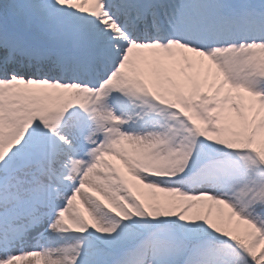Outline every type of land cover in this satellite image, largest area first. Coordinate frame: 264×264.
Here are the masks:
<instances>
[{
    "label": "snow or ice",
    "instance_id": "snow-or-ice-1",
    "mask_svg": "<svg viewBox=\"0 0 264 264\" xmlns=\"http://www.w3.org/2000/svg\"><path fill=\"white\" fill-rule=\"evenodd\" d=\"M0 264H264V0H0Z\"/></svg>",
    "mask_w": 264,
    "mask_h": 264
},
{
    "label": "rangeland",
    "instance_id": "rangeland-1",
    "mask_svg": "<svg viewBox=\"0 0 264 264\" xmlns=\"http://www.w3.org/2000/svg\"><path fill=\"white\" fill-rule=\"evenodd\" d=\"M116 163H119L118 161Z\"/></svg>",
    "mask_w": 264,
    "mask_h": 264
}]
</instances>
